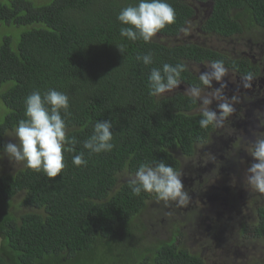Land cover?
Masks as SVG:
<instances>
[{
  "label": "trees",
  "instance_id": "obj_1",
  "mask_svg": "<svg viewBox=\"0 0 264 264\" xmlns=\"http://www.w3.org/2000/svg\"><path fill=\"white\" fill-rule=\"evenodd\" d=\"M191 1L209 5L200 31L229 39L255 32L254 39L264 41V0H167L175 22L158 33L179 35L195 15ZM138 2L0 0V158L6 132L26 119L25 98L36 90L68 96L66 135L77 140L54 178L23 165L0 171V264H204L178 243L176 224H168V239L149 240L139 216L155 194L133 196L129 180L120 181L141 163L163 160L180 171V158L193 156L215 131L199 127V102L188 93L150 96L148 76L153 67L183 63L181 83L201 88L189 63L222 60L233 76L261 71L246 57L192 41L168 45L122 37L127 25L117 15ZM148 53L152 64L136 59ZM98 120L112 121L114 147L89 154L83 142ZM80 152L87 164L77 167L72 157ZM254 204L255 222L239 225L264 242V200Z\"/></svg>",
  "mask_w": 264,
  "mask_h": 264
},
{
  "label": "rangeland",
  "instance_id": "obj_2",
  "mask_svg": "<svg viewBox=\"0 0 264 264\" xmlns=\"http://www.w3.org/2000/svg\"><path fill=\"white\" fill-rule=\"evenodd\" d=\"M191 5L195 10V15L187 22L184 29L177 36H168L166 34L157 33L153 39L164 44H175L181 41H192L200 43L203 46H209L218 51H226L233 56L250 57L243 54V50L251 48V53L259 58L256 45H243L247 43L249 38L255 40V32L243 34L241 36L229 38H221L216 35L206 34L199 30L201 19L207 15L209 5L206 2L191 1ZM261 42V41H257ZM211 62H200L199 64L189 63L190 69L199 75L206 71V67ZM228 82L224 90L225 98L236 95L239 99L234 104L235 115L227 117L223 125L216 127L215 131L210 135L209 141L199 146L195 154L188 158H180L182 168V182L185 190L189 194V200L186 206L177 207L174 202H170L167 206L163 201L157 202L151 200L148 207L140 214V223L144 226L146 236L149 240L153 238L168 239L173 230L170 225L176 224L180 228L177 241L180 245L186 247L190 251L200 254L204 264H253L254 262L264 261V242L254 237L251 229L246 226L245 230H241L242 226L239 221H246L250 225L255 222V214L250 211L255 204L264 200V196L254 192L246 183L247 168L253 162V158L248 156L249 151L239 157L241 148L245 145V141L241 137L229 138L231 130L241 133L245 129L237 126L236 110L239 112V106L242 109L243 101L249 99L252 94L248 90H240L233 85L240 84L229 73L224 77ZM219 84L213 81L212 89L205 86L201 87V95H210ZM238 89V90H237ZM190 87L180 83L178 88L166 92L170 94L173 91H181L188 93ZM252 91L257 92L255 89ZM199 102V101H198ZM217 102L213 101L210 107L217 110ZM249 106V105H247ZM199 109L201 105L199 103ZM252 109V120L258 121V109ZM231 120H234L230 123ZM13 130L7 131L4 137L6 143H15L13 136L8 135ZM242 166V168H241ZM22 164L11 161L4 152L0 158V171L14 172ZM244 174H239V170ZM205 175L208 183H204L200 176ZM135 174L122 173V180H130ZM209 185V186H208ZM227 186V189L222 188ZM219 187V188H218ZM201 190L204 193H201ZM216 193V194H215ZM208 195V196H207ZM219 219V222L215 220ZM205 220V222H204ZM207 222L214 221L215 226L209 227ZM231 221V223L226 224ZM174 229V228H173ZM176 234V232H175Z\"/></svg>",
  "mask_w": 264,
  "mask_h": 264
},
{
  "label": "clouds",
  "instance_id": "obj_3",
  "mask_svg": "<svg viewBox=\"0 0 264 264\" xmlns=\"http://www.w3.org/2000/svg\"><path fill=\"white\" fill-rule=\"evenodd\" d=\"M175 18V10L167 0H139L135 5L121 9L117 15V20L122 25H127L120 28V35L132 41L143 40L145 43L151 42L160 30L173 24ZM118 48L123 52V46ZM136 59L144 65L153 63L151 53L137 55ZM185 69L186 65L183 63H165L162 68L153 67L148 76L149 95L161 97L178 88ZM206 69L199 73L200 84L212 89L215 81L219 87L210 95L203 96L200 87L193 86L188 90L191 102L196 104L199 101L201 105L198 124L202 129L222 126L224 120L235 112L234 104L239 98L236 95L225 98L224 95V90L229 86L224 80L227 73L240 82L233 85L241 91H250L255 83L251 73L240 77L233 76L222 60L213 61ZM262 75L264 77V72ZM213 101L217 102L218 111L210 107ZM24 115L26 119L20 120L18 126L11 133H7L16 142L6 143L3 152L11 161L22 164L24 168L42 172L47 178H54L65 168L64 153L75 151L74 147L68 145L77 143L75 137L69 138L66 135V118L71 115L69 98L55 89H49L43 94L39 90L33 91L25 98ZM258 127L264 128V121H259ZM112 128L111 120H98L93 125L92 134L83 142V148L89 154L110 152L114 147ZM249 155L253 162L247 168L246 183L254 192L264 196V134L255 137ZM72 163L77 167L86 165L84 153L74 155ZM129 187L133 196H140L142 192L155 194V200L163 201L166 206L170 202H174L177 207L186 206L190 198L181 173L163 160L155 162L154 166L141 163L134 177L130 178ZM206 224L211 227L210 222L206 221Z\"/></svg>",
  "mask_w": 264,
  "mask_h": 264
},
{
  "label": "flooded vegetation",
  "instance_id": "obj_4",
  "mask_svg": "<svg viewBox=\"0 0 264 264\" xmlns=\"http://www.w3.org/2000/svg\"><path fill=\"white\" fill-rule=\"evenodd\" d=\"M250 44L256 45L257 50H259L258 53L260 57L256 58L255 54L251 53L250 47L248 48V50H243L242 53L250 57L251 63L258 66L261 73H259L257 76H254L255 83L253 84V88L249 92V94H252L253 97L243 101L246 105L242 104V106L247 107V109L244 110L242 109V107L239 106V112L236 110L237 115H236L235 120H237V126L242 129H245V128L246 129L242 131L241 133L236 132V129L231 130V132L233 133L230 134L229 136L230 139L235 138V137H241L245 141V145L243 146V148H241V151L239 152V157L243 156L246 153V151H249L251 149L252 142L256 136L264 134V128L258 127L259 121H264V77L262 75V73L264 72V41L257 42V41H253L252 39H249L247 43L246 42L243 43V45H250ZM230 55L232 54L230 53ZM253 89H255L257 92L252 91ZM245 90H248V89H245ZM253 107L258 109L257 111L259 114V117L257 118L258 121L255 120L256 118L252 120V109L251 108ZM233 115H235V113ZM233 121L234 120H231L230 123ZM247 155L250 156L249 154ZM241 168L239 170V174H244ZM200 179H203L204 183H208L207 179L205 178V175L200 176ZM222 188L227 189V186H224V187L222 186ZM201 193L203 194L204 191L201 190ZM250 211L252 212L251 208H250ZM215 220L219 222V219L216 217H215Z\"/></svg>",
  "mask_w": 264,
  "mask_h": 264
}]
</instances>
